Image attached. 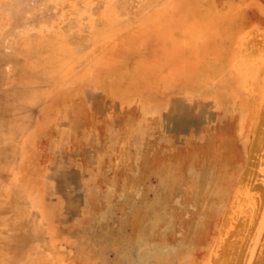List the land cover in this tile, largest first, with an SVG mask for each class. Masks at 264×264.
<instances>
[{"label":"rangeland","instance_id":"rangeland-1","mask_svg":"<svg viewBox=\"0 0 264 264\" xmlns=\"http://www.w3.org/2000/svg\"><path fill=\"white\" fill-rule=\"evenodd\" d=\"M244 1L247 17L260 25L249 44L261 45L264 10L257 6L264 0ZM146 2L0 0V264H157L139 259L140 244L147 237L151 248L165 222L156 234L141 223L144 234L128 246L117 243L121 234L137 236L134 225L123 224L135 206L142 213L157 198L167 206L163 220L171 221L169 245L188 240L195 220L204 218L208 239L190 253L195 264L203 262L220 216L201 212L189 181L166 189L165 166L183 156L178 167L186 176L188 161L208 174L201 151L213 143L216 154L221 129L235 118L214 105L211 85L168 91L170 77L185 75L166 70L174 54L151 26L139 25L163 0ZM183 109L204 113L206 121L183 130L176 120ZM141 123L148 127L142 139L134 134ZM140 151L150 165L142 175L134 160ZM252 169L253 183L264 186V164ZM234 214L222 241L237 239L233 233L245 217ZM184 257L174 254L169 264H183Z\"/></svg>","mask_w":264,"mask_h":264},{"label":"bare ground","instance_id":"bare-ground-1","mask_svg":"<svg viewBox=\"0 0 264 264\" xmlns=\"http://www.w3.org/2000/svg\"><path fill=\"white\" fill-rule=\"evenodd\" d=\"M152 1L148 0L146 7L149 4L151 6ZM159 2L158 5H153L145 18L142 17L139 25L151 26V30L162 36L166 51L174 54L173 59L166 65V70L170 74L183 72L185 75L177 78L170 77L168 91L172 92L175 89L195 91L202 85H211L208 89L212 91L214 105L223 108L227 115L235 118L230 127L221 129L219 134L221 145L216 154L213 143H209L208 148L205 146L201 151L205 155L200 158V166L209 167L211 171L208 174V170L206 173H200L201 170L197 167L196 169L194 164L188 161L186 176L185 167L183 168V165L178 167L182 164L179 161L184 162L186 158L174 157L176 161L174 162L172 158L169 161L170 164L165 166V175L163 174L165 188L175 191L180 182L187 184L186 181H189L187 189L194 188L201 212L208 214L209 218L216 217L215 213L220 216L217 234L209 241L208 250L200 264H246V262L249 264L251 261L254 264H262L264 260V186L253 183L257 175L252 168L264 164V43L259 42L261 45H255V42L251 45L252 43L249 44L248 40L250 35L260 28V25L247 17L244 0H231L220 6L210 0ZM257 8L260 12L264 10L262 6ZM112 11L113 14L116 13L114 20L119 24L122 23L116 8ZM124 23L128 21L125 20ZM130 23L131 21L128 24ZM230 82H234L237 92L233 91ZM197 106H201L200 102ZM187 110L183 109V114L177 116L176 120L183 123L179 126L183 125V130L191 127L199 129L201 122L206 121L207 116L202 112ZM142 115L145 116L142 117V121L147 122L145 112ZM141 125L134 134L136 138L139 136L142 139L148 127L143 126L142 123ZM202 135L203 132H201ZM238 139L242 140L241 146ZM192 152L195 153V151ZM137 156L134 158L135 165L138 164V174L142 175L143 170L150 165L141 151ZM159 166L162 167L163 164L160 163ZM255 189L259 194L249 193ZM163 203L164 201L157 198L147 210L142 211L143 214L141 207L135 206L131 217L125 219L123 224L127 222L134 225L133 229L138 230L137 236L121 234L120 241L116 239L117 243L120 242L119 247L122 242L127 246L130 245L132 241L144 234L140 228L141 223H149L151 226L148 228L149 233L156 234L155 227L160 222H165L166 227L157 234L160 239L156 240L151 248L148 246L147 237L141 241L142 253L139 254V259L147 263L154 260L157 264H169L171 256L183 254L185 256L183 264H195L190 253L197 251L198 247L202 248V244L208 239L209 227L206 221L198 217L195 220L196 229L188 240L175 243L177 246L169 245L166 232L170 231L171 221L163 220L167 212V206ZM247 203L251 204L250 207L243 210L242 206L245 207ZM235 211L244 212L245 217L238 221L237 229L233 233L237 235V239L222 241L223 234L227 233L226 229L237 217L234 214ZM250 240L251 243H249ZM124 246L123 248L126 249L127 247ZM255 248H257L256 251Z\"/></svg>","mask_w":264,"mask_h":264}]
</instances>
